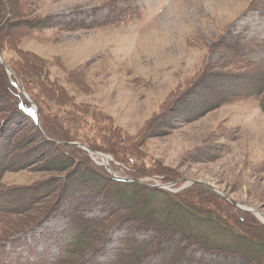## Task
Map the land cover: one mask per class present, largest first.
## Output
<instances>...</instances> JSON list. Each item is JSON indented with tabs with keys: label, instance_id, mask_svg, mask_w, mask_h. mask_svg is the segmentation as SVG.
Masks as SVG:
<instances>
[{
	"label": "rangeland",
	"instance_id": "1",
	"mask_svg": "<svg viewBox=\"0 0 264 264\" xmlns=\"http://www.w3.org/2000/svg\"><path fill=\"white\" fill-rule=\"evenodd\" d=\"M17 1L11 0L12 5ZM28 5L29 18L38 16L46 20L50 17V20L28 37L12 39L10 43L43 60L45 64L41 65L47 68L48 78L56 79L66 95L73 98L62 111H67L68 120L74 121L69 124L72 129L68 132L76 135V141L65 143L80 142L96 152H101L96 148L106 150L101 152L106 154H101L106 157L104 165L100 163L102 160L96 162L90 151L75 144L85 152L83 159L88 158L97 169L101 166L107 171L106 168L114 167L120 177H126V173L143 180V183L134 181L139 185L159 184L162 191L173 194L191 184H206L236 203L256 209L258 214L246 213L264 221V114L257 101L253 98L234 100L211 110H198L199 115L191 116L186 111L200 109V105L194 104L195 98L183 99L184 94L173 113L165 115V110L162 111L173 104L177 94L172 91L178 88L179 95L183 89L188 91L187 87L202 73V68L230 62V57L218 49L221 36L224 38L232 32L244 45H253L248 55L252 61L264 60V44L262 48L254 46L264 42V0H29ZM22 27L15 22L8 28L11 29L9 35L18 33ZM4 44L3 51L0 49L3 59L22 58L23 52L19 53L14 46L8 45L9 42ZM34 62L29 59L28 63ZM229 65L222 69H228ZM38 69H33L37 71L31 78L34 81L36 76L45 79ZM10 80L20 86L17 92L21 98L36 106L13 70ZM197 93L196 90L194 94ZM12 99L19 101L16 97ZM1 100L0 106L5 102L4 98ZM41 100L46 101L43 97ZM72 104L82 107L77 111L70 106ZM9 109L7 105L0 111V125ZM55 110L57 108L51 104L49 111ZM9 121L6 126L9 131L19 127L22 134H31V142L27 145L41 140L28 120L14 118ZM0 142L4 144L5 140L0 138ZM110 144L115 145L113 151L107 150ZM65 151L80 158L74 151ZM53 155L56 157L58 152ZM98 158L101 159L100 155ZM51 160L44 156L40 164H32L30 168L3 172L0 187L29 188L56 177V171L38 167ZM131 176L128 178L133 179ZM169 177L174 179L168 180ZM175 180L176 184H169ZM199 191L207 202L204 196L207 193L203 189ZM124 193L132 195L135 190L126 187ZM147 196L152 207L148 203L143 206L157 212L169 201L166 198L173 197ZM94 200L82 211L83 215L101 214L100 205L92 204L100 198ZM141 200L145 201L146 197L141 196ZM213 205L203 202L198 208L203 212L213 211L223 218L225 207ZM203 207L210 210H203ZM13 214L0 219V245H5V259L0 264L54 263L65 246V217L55 213L42 226L19 233L22 228L12 229ZM148 219H152V214ZM249 219L247 221H251ZM26 225L28 223H22L20 227ZM213 233L216 239L229 241L224 231L215 229ZM151 234L152 231L140 228L136 238H147ZM126 237L125 224L113 227L96 253L86 258L111 262ZM183 245L186 247L181 249ZM179 249V256L185 258L177 264L210 260L227 264L231 260L229 256L204 251L194 244L182 243ZM255 250L256 247L247 246L248 253ZM141 264H159L158 257L151 255Z\"/></svg>",
	"mask_w": 264,
	"mask_h": 264
},
{
	"label": "trees",
	"instance_id": "2",
	"mask_svg": "<svg viewBox=\"0 0 264 264\" xmlns=\"http://www.w3.org/2000/svg\"><path fill=\"white\" fill-rule=\"evenodd\" d=\"M28 1L18 0L16 5H12L11 0H0V49L3 51L4 43L9 42L8 45L14 46L19 53L23 52L22 58L15 57L11 60L4 58V60L20 78L30 99L37 105L39 124L37 125L27 113L30 107L29 102L21 98L4 67L0 64V100L5 99L4 104L0 106V111L2 108H7V105L10 106L9 112L3 115L4 121L0 125V138L5 140L4 144L0 142V180L3 172L30 168L32 164H40V159L44 156H49L52 160L43 166L38 165L39 169L56 171L58 174L56 177L48 178L29 188L8 187L4 189L0 187V219L6 214L14 213L15 221L12 229L22 228L23 230L20 229L19 233H25L53 214H62L67 220L66 246L61 257L52 264H141L151 255L158 257L159 264H177L185 258L182 255L179 256V246L182 243L194 244L204 251L229 256L231 260L227 264H264V223L250 217L251 214L239 210L231 203H224L203 185L191 184L171 194L156 187L117 180L103 167L98 166L100 168L97 169L88 158L83 159L85 152L75 145L54 142L76 141L74 139L76 135L68 132V129H72L69 124L74 121L68 120L67 111H62V108H65L73 98L66 95L64 87L56 79L48 78L47 68L41 65L45 64L43 60L31 56L32 53L10 43L12 39L17 41L28 37L34 29H41L45 22L50 20V17H46V20L38 16L29 18L31 9L28 8L30 6ZM26 16L28 19H25ZM11 17L17 18L9 20ZM15 22L22 24L23 27L20 30L17 29L18 33L9 35L11 29L8 30V28ZM7 35L9 36L6 37ZM237 37L235 34L232 35V32L227 33L224 38L221 36L218 49L230 57L228 58L230 62L202 68V73L187 87L188 91L184 92L183 89L180 95L178 88L174 89L172 94H177V96L172 101V105L162 109V111L165 110V115L173 113L176 103L183 98L184 94L183 99L188 98L190 101L191 98H195L194 104L200 105V109H203L196 108L193 111H186L191 116L199 115V111L211 110L231 101L247 98L255 99L264 114V60L252 61L248 55L253 45L250 43L244 45ZM263 44L264 42H258L254 46L262 48ZM29 59L39 62V65L35 62L28 63ZM228 64H230L228 69H222ZM37 67L38 72L42 71L41 75L45 79H39L38 76H36L38 78L36 81L31 79L37 72L33 69ZM196 90L198 95L194 94ZM13 97L18 98L19 101L15 102ZM42 97L46 101H42ZM51 104L52 107L57 108V111H49ZM70 106L77 111L79 107H82V105L75 107L76 105L73 104ZM14 118L28 120L30 128L34 129L36 136H41V140L38 143L27 145L31 142V134L30 136L22 134L19 127L9 131L6 126L11 122L9 119ZM167 122L169 126L168 119ZM65 126L67 127L63 128ZM105 141L109 144V140L105 139ZM107 147V150L113 151L115 145L110 144ZM65 149L78 153L80 158L69 154ZM96 150L106 151L99 148ZM53 152H58V155L54 157ZM55 159L57 162L54 161ZM128 160L135 164L132 158ZM131 177L138 178L133 175ZM172 179L174 177L168 178V180ZM126 187L133 188L135 193L126 195L124 193ZM200 189L207 193H204L206 194L204 196L211 205L225 207L224 219L213 214V211L203 212L198 208L199 204L207 203L202 198L203 193H200ZM149 194L175 198H166L169 201L161 211L157 212L143 206L146 203L150 204V198L147 196ZM141 196L146 197V200L140 201ZM95 198H100V201L92 204L100 205L101 214L91 217L83 215L82 211L94 202ZM149 207H152L151 204ZM204 208L202 209L210 210ZM233 209L235 212H230ZM149 214H152L150 220L148 219ZM124 215L125 217L122 218ZM225 220L230 223L228 224ZM22 223H28V225L20 227ZM123 224L126 225L127 237L111 262L102 263L86 258L90 253H96V249L113 227ZM140 228L150 230L152 234L147 238L138 239L136 234ZM215 229L220 232L224 231L229 241L222 242L216 239L213 233ZM247 246L256 247V250L248 253ZM2 247L1 245L0 248ZM185 247L183 245L181 249ZM198 264L219 263L210 260Z\"/></svg>",
	"mask_w": 264,
	"mask_h": 264
},
{
	"label": "water",
	"instance_id": "3",
	"mask_svg": "<svg viewBox=\"0 0 264 264\" xmlns=\"http://www.w3.org/2000/svg\"><path fill=\"white\" fill-rule=\"evenodd\" d=\"M0 62L4 65L5 69L7 70V65L5 64V62L3 61L1 56H0ZM61 144H64V143H61ZM75 144L80 146V147H82V148H85V145H83V144H81L79 142H77ZM137 181L141 182L140 179H138ZM203 185H205V187L207 189H209L211 192H213L215 195L226 198L229 202H231L232 204L236 205L237 207L242 208L244 210H248L249 212H251L253 214H256V213L258 214V211L256 209H254V208H252L250 206H247V205L238 204L234 200L230 199L229 197H225L219 190L214 189L213 187H210V186H208L206 184H203Z\"/></svg>",
	"mask_w": 264,
	"mask_h": 264
},
{
	"label": "bare ground",
	"instance_id": "4",
	"mask_svg": "<svg viewBox=\"0 0 264 264\" xmlns=\"http://www.w3.org/2000/svg\"><path fill=\"white\" fill-rule=\"evenodd\" d=\"M100 157H101V159H103L104 157L100 154Z\"/></svg>",
	"mask_w": 264,
	"mask_h": 264
}]
</instances>
